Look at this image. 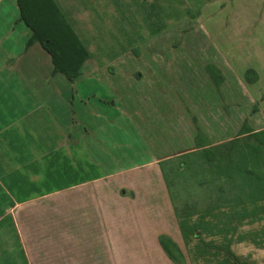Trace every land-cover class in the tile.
Listing matches in <instances>:
<instances>
[{"label":"crops","instance_id":"obj_1","mask_svg":"<svg viewBox=\"0 0 264 264\" xmlns=\"http://www.w3.org/2000/svg\"><path fill=\"white\" fill-rule=\"evenodd\" d=\"M55 1L64 13L59 1ZM202 1L180 0L184 22L178 26L194 23L201 27L207 39L222 52L226 64L237 73L220 44L203 29L213 14L192 12ZM219 2L217 13L221 11L223 18L217 15L215 21L223 22L215 25L232 28L225 42L253 43L246 39L250 33L242 29L251 24L241 19L232 0ZM31 37L32 30L21 20L18 0H0V251L17 248L24 264H162L144 260L143 251L160 254L159 245H130L122 238L126 227H117V222L121 225L125 218H138L137 212L112 211L111 195L105 188L128 172L159 171L160 162L192 152L194 143L188 151L157 157L144 125L134 118L135 113L127 111L110 85L95 84V67L86 63L82 76L71 83L63 74L54 72L52 58L39 43L30 45ZM190 58L191 54L186 53L156 55L150 73L156 83L157 106L167 108L174 118L183 117L184 122L191 121L189 108L198 103L208 107L206 98L199 96L198 103L190 98L195 82L191 62L186 61ZM183 65L190 67L182 72L190 73L191 79L171 78L181 72L173 69L179 70ZM209 65L220 69L215 63L206 64V75L199 76L193 85L205 83L207 75L214 83L207 72ZM176 89L184 97H177ZM164 112L163 118L168 117ZM167 120L162 121L170 122ZM174 121L181 122L180 118ZM182 127L185 128L183 124ZM182 127L179 126L181 132ZM121 197L116 194V199ZM87 227L97 233L98 240L81 248ZM7 230L14 234L11 240L16 247L8 243L1 247ZM133 249L140 253H121ZM101 251L103 255L98 257L96 252ZM10 257L0 254V264L12 262ZM163 262L171 264L167 259Z\"/></svg>","mask_w":264,"mask_h":264},{"label":"rangeland","instance_id":"obj_2","mask_svg":"<svg viewBox=\"0 0 264 264\" xmlns=\"http://www.w3.org/2000/svg\"><path fill=\"white\" fill-rule=\"evenodd\" d=\"M58 1L68 21L91 54L87 65L96 68L98 75L94 78L95 84L99 82L98 84L101 85L105 83L110 85L111 90L118 95L127 111L135 113L134 118L140 125H144L152 141L151 148L157 157L174 156L182 150L188 151L193 148L194 137L197 133L194 119L197 120L199 128L210 138L212 145L217 147L227 146L235 139L246 119L254 130H264V0H232L239 10L238 14L242 15L241 19L251 24L250 27L242 29L245 33H250L246 39L250 38L254 41L253 43L225 42L232 28L215 25V23L223 22L221 11L217 13L221 6L220 0H203L202 5L196 4L192 11L197 15L213 14L211 21H205L208 25L205 24L203 29L223 48L227 59L235 65L244 84L238 78L239 75L226 64V59L217 45L207 39L201 27H197L194 23L193 26H178L184 22L182 20L184 10L178 6L180 0ZM228 1L225 0V3ZM199 5L202 10H199ZM245 8L248 9L245 11ZM217 15L220 21H215ZM167 52H173L179 56H184V53L191 54L192 58L186 61L191 62L194 70L192 80L195 82L202 74L206 75L205 67L209 63L220 66L224 73L221 92H218L219 90L208 75L205 83L193 85L195 82H192L191 100L198 103L199 96L206 98L208 107H200L201 103H198L197 107L189 108L190 122L187 118H185L186 122L182 121L183 117L174 118V114L171 117L167 108L157 106L155 103L156 83L150 74L151 67L154 66V56L164 55ZM233 52L236 55H233ZM177 61L182 63L180 59ZM182 68L179 70L174 68L173 70H181V72L175 73L176 75L171 78L179 77L190 80V73L182 72L190 67L183 65ZM248 68H252L256 73L257 82H247V79L251 78L250 74H245ZM98 77H100L99 81ZM175 94L177 97H184L177 89ZM113 102L114 100L111 103ZM254 103L260 110L258 113L253 112ZM162 111H166L164 113L170 116L171 120L168 117L163 118ZM157 112L161 115L158 116ZM179 118L182 123L175 124L174 119ZM163 119H169L167 121L170 122H163ZM180 125L182 132L179 130ZM188 162L189 167L187 165L182 167L180 161L176 160L171 166L168 165L170 166L167 168L170 181L169 190L165 181L161 180L163 177L160 169L159 171L142 169L118 177L116 182H112L109 187L105 188L111 195L112 211L121 209L131 214L137 210L138 220L142 218L148 222L155 218L154 225L147 227L156 231L162 227V224H158L159 222L163 223L164 220L174 217L171 198L181 213L187 207L202 210L216 202L220 182L212 181L213 177L209 175L208 167L202 162H195L191 159ZM116 194L122 197L116 199ZM225 197L227 195L223 199ZM132 205L135 206L131 207ZM92 221L95 223L96 219ZM123 221L125 222H121V225L117 222L116 226L129 228L131 222H135L131 217ZM263 225L264 222L247 225L243 228V232L260 230ZM90 229L91 227H87L84 233L86 235L80 241L83 243L81 248L92 246L98 240L97 233L90 232ZM6 233L2 238L1 247L5 248L7 243L16 247L11 240L15 237L14 234L9 233V230ZM127 234L132 238H135V234L141 235L136 230L133 232L128 230ZM101 245L104 246L105 243ZM12 250L6 252L2 249L0 254H10L13 261L9 264H24L17 248ZM233 250L247 262L264 264V250L258 249L251 243L236 244ZM102 252L101 254L96 252V255L102 256ZM104 253H107V250ZM121 253L131 255L136 251L133 249ZM84 254H94V252H81V255ZM160 258L164 261L166 256L160 252ZM163 264L167 263L163 262Z\"/></svg>","mask_w":264,"mask_h":264},{"label":"trees","instance_id":"obj_3","mask_svg":"<svg viewBox=\"0 0 264 264\" xmlns=\"http://www.w3.org/2000/svg\"><path fill=\"white\" fill-rule=\"evenodd\" d=\"M18 3L21 20L32 30L30 45L39 43L52 58L54 72L63 74L71 83L76 82L91 54L56 1L18 0ZM207 72L221 92L223 73L214 65H209ZM245 74L251 75L247 82L258 81L252 69ZM259 111L257 106L253 107L254 113ZM197 123L194 119L197 127L194 150L160 162L161 180L169 190L167 168L175 160L182 167H189L190 159L202 162L208 167L212 181L220 182L217 201L205 209L187 207L181 213L171 198L174 217L159 222L161 229L153 231L147 227L154 225L155 218L151 222L134 218L135 222L122 230V238L130 245H159L171 264H252L241 259L233 246L248 242L264 250V225L260 230L243 232L247 225L264 222V130H254L246 119L235 139L227 146L217 147ZM128 230H136L141 235L128 237ZM143 253L144 257L157 258L163 264L159 252L145 250Z\"/></svg>","mask_w":264,"mask_h":264}]
</instances>
